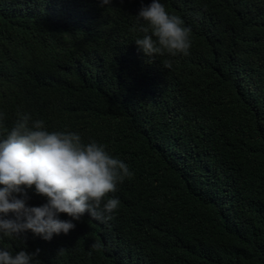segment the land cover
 Instances as JSON below:
<instances>
[{
  "label": "trees",
  "instance_id": "1",
  "mask_svg": "<svg viewBox=\"0 0 264 264\" xmlns=\"http://www.w3.org/2000/svg\"><path fill=\"white\" fill-rule=\"evenodd\" d=\"M151 2L0 0V139L26 114L133 173L106 197L111 219L0 248L40 249L35 264H264V0H160L191 48L147 57Z\"/></svg>",
  "mask_w": 264,
  "mask_h": 264
},
{
  "label": "clouds",
  "instance_id": "2",
  "mask_svg": "<svg viewBox=\"0 0 264 264\" xmlns=\"http://www.w3.org/2000/svg\"><path fill=\"white\" fill-rule=\"evenodd\" d=\"M99 2L111 4V0ZM137 17L146 25L141 26L144 35L135 43L147 57L189 54L190 28L166 11L160 0L142 4ZM29 121V115H21L7 137L0 139V238L24 240L23 234L31 231L50 241L54 234L74 229L73 220L79 221L86 212L96 220L111 219L120 201L106 197L133 176L128 165L96 141L85 144L78 133L48 131L43 120ZM32 188L47 202L29 206L27 190ZM61 213L72 219H60ZM101 247L99 242L92 245L96 250ZM39 252L0 248V264H35Z\"/></svg>",
  "mask_w": 264,
  "mask_h": 264
}]
</instances>
